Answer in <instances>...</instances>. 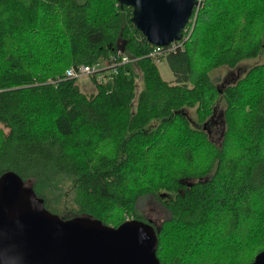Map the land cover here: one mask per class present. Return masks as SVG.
<instances>
[{
    "label": "trees",
    "instance_id": "obj_1",
    "mask_svg": "<svg viewBox=\"0 0 264 264\" xmlns=\"http://www.w3.org/2000/svg\"><path fill=\"white\" fill-rule=\"evenodd\" d=\"M195 15L163 55L167 80L129 5L0 0V175L17 172L64 219L114 226L148 221L138 202L154 196L170 212L160 264H250L264 249V58L231 82L216 72L264 56V0H201ZM118 49L133 60L93 91L64 77Z\"/></svg>",
    "mask_w": 264,
    "mask_h": 264
},
{
    "label": "water",
    "instance_id": "obj_2",
    "mask_svg": "<svg viewBox=\"0 0 264 264\" xmlns=\"http://www.w3.org/2000/svg\"><path fill=\"white\" fill-rule=\"evenodd\" d=\"M154 45L182 37L201 0H118ZM151 220L118 226L91 216L64 219L13 170L0 175V264H160ZM250 264H264V249Z\"/></svg>",
    "mask_w": 264,
    "mask_h": 264
},
{
    "label": "rangeland",
    "instance_id": "obj_3",
    "mask_svg": "<svg viewBox=\"0 0 264 264\" xmlns=\"http://www.w3.org/2000/svg\"><path fill=\"white\" fill-rule=\"evenodd\" d=\"M263 58L264 56L260 55L258 57L249 59L248 62H245L241 66L234 69L229 67L221 68L216 72L217 75H220L219 82L227 83L233 81L234 78L237 77L240 72L244 70L246 66H248L249 63L259 62ZM157 63L159 65L162 76L167 80H174L175 76L167 63L165 56H162L161 60ZM211 75H214V71L211 72ZM78 82L81 89L85 92H91L95 88L93 77H82L78 79ZM224 106L225 104L223 103V101H221L216 107L215 113L210 118L207 125V129L214 139H218L222 131ZM187 112L189 113V115H191V117L193 116V111L188 110ZM138 210L144 218H146L147 220H151L156 227L160 225L163 219L167 218L170 215V212L165 207V205L151 195H145L139 199Z\"/></svg>",
    "mask_w": 264,
    "mask_h": 264
},
{
    "label": "built area",
    "instance_id": "obj_4",
    "mask_svg": "<svg viewBox=\"0 0 264 264\" xmlns=\"http://www.w3.org/2000/svg\"><path fill=\"white\" fill-rule=\"evenodd\" d=\"M199 6V5H198ZM197 6V7H198ZM194 12V11H193ZM193 15V14H192ZM190 17L188 23L184 27L182 37L180 39L171 41L166 45H154L150 49L149 55L156 61L159 62L163 55L167 52L174 51L177 48L183 47L184 41L191 35L194 28L196 15ZM187 33V34H184ZM135 59V58H134ZM133 60L132 57L128 56L123 50L118 49L112 52L107 57H101L94 61L93 63H81L78 65H71L65 71V78H82V77H94L99 82H104L107 80V75L110 72H116L118 67L123 63H127Z\"/></svg>",
    "mask_w": 264,
    "mask_h": 264
}]
</instances>
